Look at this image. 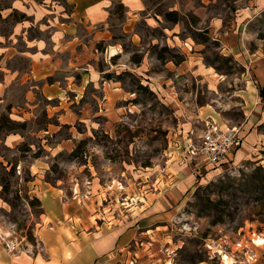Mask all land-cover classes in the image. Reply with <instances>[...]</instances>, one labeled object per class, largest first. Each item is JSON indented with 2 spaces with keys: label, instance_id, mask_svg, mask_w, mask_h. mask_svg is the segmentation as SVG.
<instances>
[{
  "label": "rangeland",
  "instance_id": "obj_1",
  "mask_svg": "<svg viewBox=\"0 0 264 264\" xmlns=\"http://www.w3.org/2000/svg\"><path fill=\"white\" fill-rule=\"evenodd\" d=\"M14 1L0 0V15ZM23 19L31 27L13 37ZM51 31L17 11L0 23L11 48L0 55V262L41 256L47 231L69 253L116 227L136 237L114 264H222V253L264 264V0H144L135 12L115 0L107 22L77 24L61 47ZM34 41L48 61L22 53ZM211 117L252 129L231 164L200 175L192 157L196 182L177 197Z\"/></svg>",
  "mask_w": 264,
  "mask_h": 264
},
{
  "label": "crops",
  "instance_id": "obj_2",
  "mask_svg": "<svg viewBox=\"0 0 264 264\" xmlns=\"http://www.w3.org/2000/svg\"><path fill=\"white\" fill-rule=\"evenodd\" d=\"M71 1L73 4V11H71L70 14H67L65 13V8L63 6L55 4L51 5L49 2L42 3L36 0H15L11 8H7L5 12L3 11L0 15V23L3 18L10 16L14 11L26 14L32 17V21L43 22L45 27L53 28V31H51L50 34L53 36V39L57 41L54 45L56 47H61L62 41L60 40L67 36V31H73L77 24L83 22L95 25L107 22L112 14V7L115 3V0ZM257 1L260 2V0ZM120 3L127 9V11L135 12L143 7L144 0H120ZM64 13L69 17L68 19H70L67 23L60 20L62 16H65ZM44 19H47L46 22L42 21ZM30 27V20L23 19L16 21L13 30V37L24 36L27 34L26 29H29ZM28 42L31 41L28 39L27 43ZM27 47L28 48L22 53L29 57L31 56V60L35 65L37 62L43 63L48 61L47 59H43L46 52L45 49H47V44L45 42L40 44V42L34 41ZM9 49L11 48L7 45L0 44L2 62L9 56V52L11 51ZM263 73L264 70L259 71V76L262 77ZM211 119L221 126L225 124L223 127L231 126L226 122L218 121L215 117H211ZM251 129L252 124L248 122L247 125L240 130L239 136L242 139L241 146L230 155L225 164H231L234 157L238 156V153H240L245 143V136L250 133ZM193 145H195V143L191 146ZM191 158L192 155L190 154L188 161L186 163L183 162V164L186 165L179 166L180 170L178 175L180 180L178 181L177 194H174L175 196L177 195V197H182V193L183 195L186 194L196 182V177L195 175L193 176V172H191L193 164L189 163ZM199 174L202 175L201 173ZM135 234L136 232L132 229L124 231L121 228L116 227L106 231H97L91 236L79 237L68 253L66 247L67 242H65L64 239H61L56 232L47 231L43 238V244L45 247L44 254L38 257L30 254H26L25 256L20 255L18 256V259L4 256L1 257L0 264H114V261L118 258L117 252L121 249H126L136 237ZM67 254H69V256H67ZM119 254L120 253H118V255ZM123 255L125 256V253Z\"/></svg>",
  "mask_w": 264,
  "mask_h": 264
},
{
  "label": "built area",
  "instance_id": "obj_3",
  "mask_svg": "<svg viewBox=\"0 0 264 264\" xmlns=\"http://www.w3.org/2000/svg\"><path fill=\"white\" fill-rule=\"evenodd\" d=\"M241 143L237 127H223L213 119L206 121L202 136L190 150L192 157L202 158L204 161L203 165L196 163L195 170L201 173L202 169L210 166L224 165Z\"/></svg>",
  "mask_w": 264,
  "mask_h": 264
},
{
  "label": "bare ground",
  "instance_id": "obj_4",
  "mask_svg": "<svg viewBox=\"0 0 264 264\" xmlns=\"http://www.w3.org/2000/svg\"><path fill=\"white\" fill-rule=\"evenodd\" d=\"M254 243L258 246L264 244V237L262 235L255 234ZM234 261L228 254L222 253V264H233Z\"/></svg>",
  "mask_w": 264,
  "mask_h": 264
},
{
  "label": "trees",
  "instance_id": "obj_5",
  "mask_svg": "<svg viewBox=\"0 0 264 264\" xmlns=\"http://www.w3.org/2000/svg\"><path fill=\"white\" fill-rule=\"evenodd\" d=\"M169 16L170 15H175V17H173V18H169L170 20H173V21H175V22H177L178 21V12H170L169 14H168ZM162 58V57H161ZM261 95L263 96L264 95V89L262 88V90H261ZM2 120H3V124L4 125H7L8 123H10L9 124V129H11V130H13V129H15V127H16V124H15V122H13L12 120H10L6 115H3L2 116V118H1ZM0 129H1V127H0Z\"/></svg>",
  "mask_w": 264,
  "mask_h": 264
}]
</instances>
